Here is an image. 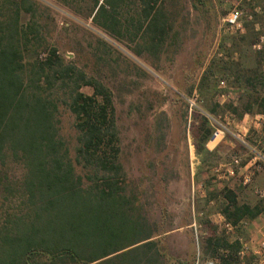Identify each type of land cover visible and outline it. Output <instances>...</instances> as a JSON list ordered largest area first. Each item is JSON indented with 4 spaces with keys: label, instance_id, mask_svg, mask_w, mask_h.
I'll list each match as a JSON object with an SVG mask.
<instances>
[{
    "label": "rangeland",
    "instance_id": "1",
    "mask_svg": "<svg viewBox=\"0 0 264 264\" xmlns=\"http://www.w3.org/2000/svg\"><path fill=\"white\" fill-rule=\"evenodd\" d=\"M41 1L51 7L41 20L47 41L111 91L120 178L137 198L136 209L126 202L122 206L112 203L106 214L97 208L99 216L89 230L98 233L101 241L89 253L135 241L147 231L143 222L147 221L165 264H219L218 258L205 252V238L214 229L230 240L242 238V264H264L260 262L264 256L256 257L264 235V211L256 223L244 219L247 224L233 231H227L219 217L224 216V186L232 187L240 202H262L264 206V114L255 108L238 118L224 106H237L245 97H241L244 86L235 80L232 70L221 68V61L231 60L240 67L254 66L256 51L264 46V0H204L203 5H196V0H166V11L174 12L170 37L158 53L145 51L140 57L93 27L91 18H85L89 2L72 3L81 18L55 0ZM232 10L241 13L240 31L224 22ZM252 39L248 48L246 44ZM220 80H224L223 86ZM82 90L92 92L88 86ZM210 107L216 113L210 114ZM201 115L207 117L212 129L206 143L211 153L204 157L194 147ZM217 128L222 133L213 138ZM61 134L73 157L76 132L73 115L66 108L61 109ZM256 152L262 156H255ZM7 164L5 168L17 180L21 166ZM244 175L250 176L248 182L244 183ZM81 213L77 212L78 218L59 214L56 220L43 214L34 223L41 233L35 236L33 232L31 240L48 230L42 222L51 219L53 226L63 228L72 218L79 221L87 217L85 209Z\"/></svg>",
    "mask_w": 264,
    "mask_h": 264
},
{
    "label": "trees",
    "instance_id": "2",
    "mask_svg": "<svg viewBox=\"0 0 264 264\" xmlns=\"http://www.w3.org/2000/svg\"><path fill=\"white\" fill-rule=\"evenodd\" d=\"M79 1L89 2L85 18H91L96 30L125 44L137 57L145 51L158 53L173 29L174 12L166 11V0ZM54 2L81 17L74 0ZM203 4L204 0H196V5ZM49 10L41 0H0V264H165L147 221H143L147 231L135 241L89 253L101 241L98 233L89 230L99 216L97 208L106 214L112 203L126 202L136 209L137 198L120 178L111 91L47 41L41 20ZM252 42L246 46L250 48ZM255 55L253 67L221 61V68L231 69L244 86V102L224 105L238 118L255 108L264 114V46ZM86 86L92 89L90 94L83 92ZM62 108L73 115V157L61 134ZM208 112L216 113L211 107ZM199 123L194 147L204 157L211 153L206 143L212 129L204 115ZM7 161L21 166L17 180L5 168ZM221 192V212L236 228L242 226L240 221L254 220L264 211L262 202H240L232 187L224 186ZM82 209L87 217L74 221ZM43 214L54 220L59 214L73 218L63 228L53 226L51 219L42 222L48 232L32 241L33 232L41 233L35 219ZM240 246L238 239L230 240L216 229L205 238V252L218 258L219 264H242Z\"/></svg>",
    "mask_w": 264,
    "mask_h": 264
},
{
    "label": "built area",
    "instance_id": "3",
    "mask_svg": "<svg viewBox=\"0 0 264 264\" xmlns=\"http://www.w3.org/2000/svg\"><path fill=\"white\" fill-rule=\"evenodd\" d=\"M224 22L226 23L227 27L230 28V29H233V30H236V31H240L242 30V27H243V24H242V21H241V13L237 10H232L230 11L226 18L224 19ZM220 85L223 86L224 85V80H220ZM191 104H194V101L191 100L190 101ZM222 133V131L220 129H215L213 131V138H216L218 137L220 134ZM233 162L234 163H238V159L237 158H234L233 159ZM250 180V176L249 175H244L243 176V181L244 183L245 182H248ZM262 194L264 195V190L262 191ZM220 223L223 225V227L227 230V231H233L236 229V225H233L231 223H229L228 221H226L225 217L220 215ZM241 225H246L247 224V221H242L240 222ZM236 239L239 240L240 244H242V238L240 237H237ZM244 246V244H242V247ZM260 249L256 251V253H260L262 251H264V235L262 236V240L260 242ZM244 251L243 250H240L239 253H243ZM196 264H199L198 261H196ZM206 264H213V262H208Z\"/></svg>",
    "mask_w": 264,
    "mask_h": 264
},
{
    "label": "crops",
    "instance_id": "4",
    "mask_svg": "<svg viewBox=\"0 0 264 264\" xmlns=\"http://www.w3.org/2000/svg\"><path fill=\"white\" fill-rule=\"evenodd\" d=\"M257 155H259V156H262L259 152H256V154H255V156H257ZM244 165H246V164H244ZM261 216L259 215L257 218H255L254 220H249V223L251 224V223H256V221L260 218ZM256 254V253H255ZM264 254V252H260V253H257L256 254V257H259V259H263V255ZM264 260H261L260 262L262 263Z\"/></svg>",
    "mask_w": 264,
    "mask_h": 264
}]
</instances>
